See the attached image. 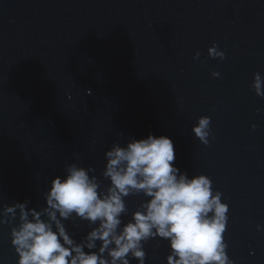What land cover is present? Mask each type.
I'll return each instance as SVG.
<instances>
[{
    "label": "water",
    "instance_id": "obj_1",
    "mask_svg": "<svg viewBox=\"0 0 264 264\" xmlns=\"http://www.w3.org/2000/svg\"><path fill=\"white\" fill-rule=\"evenodd\" d=\"M214 42L223 60L208 56ZM255 72L264 77V0H0V210L24 200L39 210L65 165H91L103 180L113 142L166 135L175 165L209 176L229 204V257L264 264ZM200 116L211 117L208 145L191 132ZM127 199L134 209L140 198ZM9 231L0 224V264H16ZM145 250L146 264H166V241Z\"/></svg>",
    "mask_w": 264,
    "mask_h": 264
},
{
    "label": "clouds",
    "instance_id": "obj_2",
    "mask_svg": "<svg viewBox=\"0 0 264 264\" xmlns=\"http://www.w3.org/2000/svg\"><path fill=\"white\" fill-rule=\"evenodd\" d=\"M208 56L223 60L225 53L214 42ZM199 57L197 51L193 59ZM211 75L220 77L218 71ZM250 88L264 98L259 72ZM191 132L208 145L211 117H198ZM104 159L103 180L91 165H65L63 175L54 176L41 193L45 203L39 210L28 200L3 206L0 224L10 228L16 264H146L149 241L157 247L167 242L166 264H235L225 239L229 204L209 176H189L175 165L169 136L149 133L113 142ZM130 196L140 198L134 209ZM70 220L87 231L77 238L66 226Z\"/></svg>",
    "mask_w": 264,
    "mask_h": 264
}]
</instances>
